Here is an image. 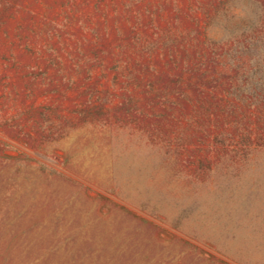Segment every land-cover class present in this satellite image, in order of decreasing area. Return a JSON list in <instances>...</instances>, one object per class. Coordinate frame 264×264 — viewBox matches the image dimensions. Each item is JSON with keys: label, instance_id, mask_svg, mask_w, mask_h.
I'll return each instance as SVG.
<instances>
[{"label": "rangeland", "instance_id": "obj_1", "mask_svg": "<svg viewBox=\"0 0 264 264\" xmlns=\"http://www.w3.org/2000/svg\"><path fill=\"white\" fill-rule=\"evenodd\" d=\"M0 264H264V0H0Z\"/></svg>", "mask_w": 264, "mask_h": 264}]
</instances>
